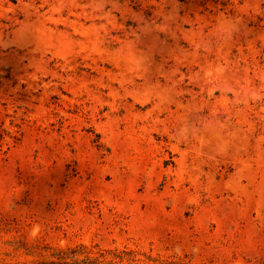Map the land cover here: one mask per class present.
<instances>
[{
    "label": "rangeland",
    "instance_id": "rangeland-1",
    "mask_svg": "<svg viewBox=\"0 0 264 264\" xmlns=\"http://www.w3.org/2000/svg\"><path fill=\"white\" fill-rule=\"evenodd\" d=\"M8 14L0 263L38 238L264 264V0H0Z\"/></svg>",
    "mask_w": 264,
    "mask_h": 264
},
{
    "label": "trees",
    "instance_id": "trees-1",
    "mask_svg": "<svg viewBox=\"0 0 264 264\" xmlns=\"http://www.w3.org/2000/svg\"><path fill=\"white\" fill-rule=\"evenodd\" d=\"M16 4V0H9ZM8 20L0 19V28L14 23L15 16L8 14ZM0 79L11 80L9 75L0 76ZM1 84V83H0ZM8 232V231H7ZM21 260L12 262L3 261L0 264H166L157 258L146 256V263L141 260L140 252L127 247L103 248L98 244L78 243L70 246H59L33 238L29 241H8ZM14 258H16L14 256Z\"/></svg>",
    "mask_w": 264,
    "mask_h": 264
}]
</instances>
